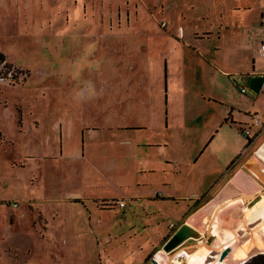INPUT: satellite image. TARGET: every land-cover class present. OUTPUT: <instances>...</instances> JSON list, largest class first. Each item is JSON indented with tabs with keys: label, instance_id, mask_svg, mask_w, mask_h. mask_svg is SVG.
Returning a JSON list of instances; mask_svg holds the SVG:
<instances>
[{
	"label": "rangeland",
	"instance_id": "374dc122",
	"mask_svg": "<svg viewBox=\"0 0 264 264\" xmlns=\"http://www.w3.org/2000/svg\"><path fill=\"white\" fill-rule=\"evenodd\" d=\"M40 3L48 13L30 32L11 34L26 25L0 21L10 64H0V264H144L182 215L183 202L151 194L167 188L164 156L181 159L183 173L203 172V157L187 152L194 145L171 142L198 136L221 110L207 102L213 76L224 101L250 111L242 128L255 115L264 122V0ZM253 62L258 92L244 82ZM230 78L247 91L230 90ZM242 128L225 127L224 139L245 141ZM211 197L189 215L219 195ZM213 238L208 229L185 235L168 264Z\"/></svg>",
	"mask_w": 264,
	"mask_h": 264
},
{
	"label": "crops",
	"instance_id": "0c3cea01",
	"mask_svg": "<svg viewBox=\"0 0 264 264\" xmlns=\"http://www.w3.org/2000/svg\"><path fill=\"white\" fill-rule=\"evenodd\" d=\"M237 8L239 7L237 6ZM47 13V4L42 5L40 0H0V21L2 19L9 24H11L13 21L17 24H20L21 21V23L23 22V24L26 25L24 29L10 31L11 34H16L19 32L21 34H25L30 32V29L33 28V26H40L39 24H41L43 16ZM263 15L264 13L261 11V16ZM214 72L219 73V71H217L215 68ZM225 72L228 71L223 70V74L221 75H224ZM245 74L244 82L249 87L258 92L259 82L262 79V72L256 71L255 62H253L251 71H247ZM230 80L232 87L230 90H232L234 93H237L233 87L238 88V83L232 78H230ZM223 85L224 84L221 76L218 74L214 75L212 78L211 91L207 95V102L213 103V105H215V103L219 104L222 108L221 110L213 111V119L206 117L205 123L202 125V133H200L198 136L186 134L189 139L185 138V136L181 137L182 139L179 138L178 141L177 139H173L171 142L173 148H179L180 150L185 149V145L187 144L190 147L194 145L191 149L187 150V152L196 150L195 152H192L193 157L196 154H200L199 158H197L198 156L194 157L196 161L203 157L205 164L202 166V174L195 175L193 174L194 172L183 173L184 171L181 168V159L178 157L164 156L165 165L160 164L159 166L162 172L161 184L166 185L167 188L165 190L154 189V191L151 193L152 196L160 200L183 202V204H181L182 215L179 216V221L176 223L170 222L167 227V230L174 228V230H172L173 233L177 230H180V228L187 221L186 217L189 216V214L194 209L196 200L206 196L209 198V196L213 197L216 194H220V192L228 184L231 185L232 188L236 189L237 192H239L236 194L234 191H232L233 193L231 194H236L233 197H241L243 203L244 200L248 198L245 194H242L240 191H238L239 188L237 185L240 184V181L243 180L242 184H251V182L258 183L261 185L260 191L264 190V126H260L256 129L255 126H251V136L245 137V141L240 136H238L234 141L233 138L230 139V141L229 139H224V134L228 132V130H225V127H227V129H233V127H235L240 130V128H242L240 125L246 121L243 116L249 114L250 111L247 109H240V106L236 105L234 101H224L221 95ZM253 128L254 130H252ZM167 144L168 143L166 142L164 144L158 143L159 146H166ZM137 145L138 144H135L134 147ZM189 164L192 165V163ZM142 168H144V170L154 169L151 165H146ZM187 176H189V179L188 182H185L184 188H181L180 190L170 189L171 184H173L176 179L181 177L187 178ZM78 199L79 198H75V200ZM113 202L115 203L114 200ZM240 230L241 229H239V231ZM171 234L172 233L167 234V232H164L159 238V242H161L160 244L164 243L171 236ZM199 242L201 244L205 243L201 240ZM180 250H177V252ZM213 251L214 250H211V252ZM175 257H178V255Z\"/></svg>",
	"mask_w": 264,
	"mask_h": 264
},
{
	"label": "bare ground",
	"instance_id": "6f19581e",
	"mask_svg": "<svg viewBox=\"0 0 264 264\" xmlns=\"http://www.w3.org/2000/svg\"><path fill=\"white\" fill-rule=\"evenodd\" d=\"M242 183L243 180L237 185L238 191L247 198L261 190L258 183ZM232 191L239 193L228 184L218 194L217 200L201 206L193 213L192 221L187 220L180 228L184 235L192 236L208 229L214 238L211 244L202 243L192 251L181 249L171 260L174 264H243L254 254L264 252V193L251 206L246 207L243 206L241 197H233L236 194H231ZM256 219L260 221L250 226ZM239 229L243 231L242 234ZM211 250L214 253L208 256L213 260H209L207 256ZM154 259L157 264H168L170 261L168 251L163 248L155 251Z\"/></svg>",
	"mask_w": 264,
	"mask_h": 264
},
{
	"label": "water",
	"instance_id": "95a60500",
	"mask_svg": "<svg viewBox=\"0 0 264 264\" xmlns=\"http://www.w3.org/2000/svg\"><path fill=\"white\" fill-rule=\"evenodd\" d=\"M193 214L187 217L188 221H192ZM184 234L177 230L175 231L162 245L163 250L169 251L176 247L182 240H184ZM255 255V254H254ZM250 258V257H249ZM248 258V259H249ZM144 264H157L156 260L154 259V255H152Z\"/></svg>",
	"mask_w": 264,
	"mask_h": 264
},
{
	"label": "built area",
	"instance_id": "2783aa9c",
	"mask_svg": "<svg viewBox=\"0 0 264 264\" xmlns=\"http://www.w3.org/2000/svg\"><path fill=\"white\" fill-rule=\"evenodd\" d=\"M259 51L264 54V39L260 43ZM237 86H238V89L240 90V92L245 93L247 91L244 86H242V85H237ZM251 126H264V122H260L259 116L255 115L253 118L252 124L250 126L246 125L245 127L242 128V132L245 135V137L251 136ZM116 203L119 205L124 204V202L122 200H119Z\"/></svg>",
	"mask_w": 264,
	"mask_h": 264
},
{
	"label": "trees",
	"instance_id": "16d2710c",
	"mask_svg": "<svg viewBox=\"0 0 264 264\" xmlns=\"http://www.w3.org/2000/svg\"><path fill=\"white\" fill-rule=\"evenodd\" d=\"M4 63V66H9L8 62L5 60V55L0 51V64ZM248 139V138H247ZM249 140V139H248ZM199 202V200L195 201V206ZM167 239V238H166ZM157 250V249H156ZM243 264H264V252L257 253L251 256L248 260H246Z\"/></svg>",
	"mask_w": 264,
	"mask_h": 264
}]
</instances>
